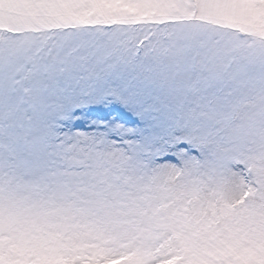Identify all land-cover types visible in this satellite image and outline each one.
<instances>
[{"label": "snow or ice", "instance_id": "obj_1", "mask_svg": "<svg viewBox=\"0 0 264 264\" xmlns=\"http://www.w3.org/2000/svg\"><path fill=\"white\" fill-rule=\"evenodd\" d=\"M0 264H264V0H0Z\"/></svg>", "mask_w": 264, "mask_h": 264}]
</instances>
